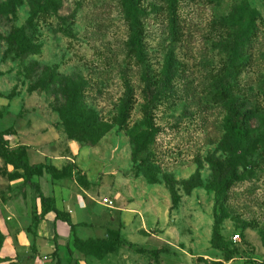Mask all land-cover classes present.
<instances>
[{
  "label": "rangeland",
  "instance_id": "rangeland-1",
  "mask_svg": "<svg viewBox=\"0 0 264 264\" xmlns=\"http://www.w3.org/2000/svg\"><path fill=\"white\" fill-rule=\"evenodd\" d=\"M134 1L143 63L122 0H0V132L76 224L0 144V264L264 263V0Z\"/></svg>",
  "mask_w": 264,
  "mask_h": 264
},
{
  "label": "trees",
  "instance_id": "trees-1",
  "mask_svg": "<svg viewBox=\"0 0 264 264\" xmlns=\"http://www.w3.org/2000/svg\"><path fill=\"white\" fill-rule=\"evenodd\" d=\"M122 3L124 5V9L126 11V18L129 20V22H131V29L133 30L132 32V37H131V48L136 51L139 60L141 63L144 62L145 59V55L147 54L145 52V49L143 47V34L141 32V25L143 24V15L139 14L137 12V5L136 2L134 0H122ZM248 51L250 50V48L248 47L247 49ZM146 53V54H145ZM205 58V57H203ZM243 65L245 66H249V65H253L254 68H257L259 72L264 71V59L263 60H259V59H255L251 62V60L242 61ZM206 68V66L204 67V69ZM231 89V88H230ZM230 89L226 90V89H222L220 92H227ZM241 127H240V132L242 131H247L248 130V123L243 121L241 122ZM7 134H9L8 132H0V144L3 146L4 151L6 153V155L8 156V158L11 160V163L19 169H23L26 171L27 173V184H29L39 195L42 205L43 210L42 213L35 216L34 218V223H35V227L36 229L39 227V224L41 223V221H43L45 219V216L48 213H54L55 214V219L56 221L60 220L63 221L65 223L68 224V226L71 228V230L74 232L76 224H74L70 218V216H68L67 214L63 213L61 210H59L51 201L49 198H47L41 188L39 183L33 181L34 177L36 175L41 174L43 171L47 172L50 175H56L57 174V170L52 167V166H47L44 163H39V164H35V165H30L28 163L27 160H23L21 159L19 156L16 155V152H14L9 145V142L4 138ZM230 182H227L226 184H229ZM109 235V239L115 243V244H120L121 242V237L118 231H114L111 230L108 233ZM161 251L160 250H156L155 254L159 255ZM56 253H58V250L56 251ZM218 264H224V263H218ZM264 264V263H263Z\"/></svg>",
  "mask_w": 264,
  "mask_h": 264
},
{
  "label": "crops",
  "instance_id": "crops-1",
  "mask_svg": "<svg viewBox=\"0 0 264 264\" xmlns=\"http://www.w3.org/2000/svg\"><path fill=\"white\" fill-rule=\"evenodd\" d=\"M60 210V209H59ZM54 216V217H53ZM46 218H48V219H51V218H54V223H55V229H57V228H59V225H58V223H57V221H56V217H55V214L54 213H48L46 216H45V219L43 220V221H45L46 220ZM43 221H41V222H43ZM64 227V229L65 228H68L67 226H68V224H67V226L66 225H64L65 224V222H63V221H60V220H58ZM73 222V221H72ZM74 223V222H73ZM41 224V223H40ZM40 224H39V226H40ZM75 224V223H74ZM58 227H57V226Z\"/></svg>",
  "mask_w": 264,
  "mask_h": 264
},
{
  "label": "built area",
  "instance_id": "built-area-1",
  "mask_svg": "<svg viewBox=\"0 0 264 264\" xmlns=\"http://www.w3.org/2000/svg\"><path fill=\"white\" fill-rule=\"evenodd\" d=\"M106 201H108V200H106Z\"/></svg>",
  "mask_w": 264,
  "mask_h": 264
}]
</instances>
